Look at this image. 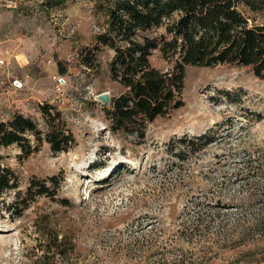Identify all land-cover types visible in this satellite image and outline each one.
Here are the masks:
<instances>
[{"label":"rangeland","instance_id":"rangeland-1","mask_svg":"<svg viewBox=\"0 0 264 264\" xmlns=\"http://www.w3.org/2000/svg\"><path fill=\"white\" fill-rule=\"evenodd\" d=\"M11 1L0 0V121L20 113L44 133L40 106L54 105L76 143L0 146L23 192L33 179L64 177L55 197H37L20 217L15 191L0 194V264L53 254L56 234L68 250L53 254L56 264H264V80L244 67L191 68L185 105L132 144L109 129L110 105L97 98L122 91L114 50L93 53L104 25L97 0ZM152 63L169 69L158 55ZM216 125L219 141L200 154L168 152L173 139Z\"/></svg>","mask_w":264,"mask_h":264},{"label":"trees","instance_id":"trees-1","mask_svg":"<svg viewBox=\"0 0 264 264\" xmlns=\"http://www.w3.org/2000/svg\"><path fill=\"white\" fill-rule=\"evenodd\" d=\"M95 4L104 25L93 53L102 47L114 50L110 71L122 88L105 110L106 122L113 133L132 144L146 139L148 126L155 120L185 105L191 68L244 67L264 80V0H97ZM155 55L169 66L167 71L154 66ZM85 60L90 66L89 57ZM224 94L231 96L228 91ZM40 111L46 132L32 118L16 113L9 121H0V146L17 144L29 153L47 143L52 152L69 151L76 139L63 112L49 104L41 105ZM220 128L216 125L200 135L173 139L167 150L186 161L216 144ZM63 181L62 173L42 181L33 179L23 192L17 174L0 163V194L15 191L10 209L18 217L37 197H55ZM51 239L53 254L64 257L68 252L63 250L64 241L57 234ZM48 250L34 264H56L51 246Z\"/></svg>","mask_w":264,"mask_h":264},{"label":"water","instance_id":"water-1","mask_svg":"<svg viewBox=\"0 0 264 264\" xmlns=\"http://www.w3.org/2000/svg\"><path fill=\"white\" fill-rule=\"evenodd\" d=\"M97 98L99 101H101L102 103H104L106 105H111V103H112V97H111V94L109 92H103V93L99 94Z\"/></svg>","mask_w":264,"mask_h":264},{"label":"built area","instance_id":"built-area-1","mask_svg":"<svg viewBox=\"0 0 264 264\" xmlns=\"http://www.w3.org/2000/svg\"><path fill=\"white\" fill-rule=\"evenodd\" d=\"M14 0L11 1V3H13Z\"/></svg>","mask_w":264,"mask_h":264}]
</instances>
